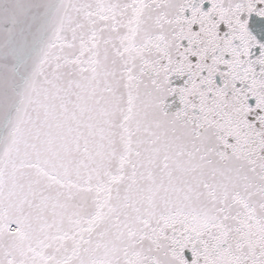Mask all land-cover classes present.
<instances>
[{
    "label": "snow or ice",
    "instance_id": "1",
    "mask_svg": "<svg viewBox=\"0 0 264 264\" xmlns=\"http://www.w3.org/2000/svg\"><path fill=\"white\" fill-rule=\"evenodd\" d=\"M0 264H264V0H0Z\"/></svg>",
    "mask_w": 264,
    "mask_h": 264
}]
</instances>
